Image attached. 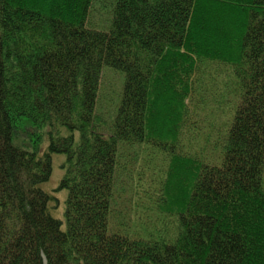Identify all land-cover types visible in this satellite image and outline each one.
<instances>
[{
    "label": "trees",
    "instance_id": "1",
    "mask_svg": "<svg viewBox=\"0 0 264 264\" xmlns=\"http://www.w3.org/2000/svg\"><path fill=\"white\" fill-rule=\"evenodd\" d=\"M224 76L197 164L181 137ZM154 149L163 188L118 213ZM0 264H264V0H0Z\"/></svg>",
    "mask_w": 264,
    "mask_h": 264
},
{
    "label": "rangeland",
    "instance_id": "2",
    "mask_svg": "<svg viewBox=\"0 0 264 264\" xmlns=\"http://www.w3.org/2000/svg\"><path fill=\"white\" fill-rule=\"evenodd\" d=\"M106 12L107 11L105 10H100V7L96 5L95 10L91 14V16L93 20L97 23L98 17L103 14H106ZM221 74H223V72ZM122 80V76L119 75L117 72H114L109 69L105 70L102 78V86H105V91L103 92V88H101V91L103 93H108L109 91V93L112 94L116 90L120 89L122 85ZM208 80L209 84H206L201 87V91L199 93L201 98L204 99L205 103L202 106L203 110L199 112H194V115L189 118V124H187V129L189 128V131L187 132V135H182L181 137L182 145H185L186 147V149H184L185 154L183 155L190 157L192 160L195 159L197 164H200V162L202 164L214 162L220 156L221 148L211 149V147H209V150H203L206 145H210V143H208L209 139H207L209 134L212 135V139L210 140L211 143L214 139L216 142L217 139L221 137L219 129L216 130V133H213L214 129L211 127L215 126L216 128H218L217 125L221 126V124L224 125V123L226 122V113L221 114L218 113V111H214L212 109L213 104L216 105L217 103L216 100H220V97L218 95H213V93L219 92V95L225 93L227 99H221V108L225 109L226 111H229V109L232 110L234 103L232 102L233 96L229 94L230 92H225V76L223 78L213 77L209 78ZM193 124L201 126L202 129L204 128V131L208 132L207 138L205 134H202L201 136L195 134L194 130L192 129V127H194ZM190 128L192 129V132L190 131ZM63 161V157L55 156L54 171L49 181L50 183L48 182L49 184L46 183L44 185L45 187L48 184L47 188L50 191H52L53 188H57V184L59 185L60 181L64 176V171L61 169ZM127 163V175L125 174L127 178L124 181V183H126V188L122 196L119 197L120 206L118 209V213H129L132 209L133 215L134 209L138 210L139 212L142 211L135 204V194L137 192L140 191L144 194L148 192L150 194H153L155 197V192H157L160 188H163V185H160L162 183L161 177L166 173V170H168V161L162 153L154 149L151 151L150 157L142 158L140 164L135 165V162L132 160V155H128ZM63 196V193L58 194V197L61 199V201ZM149 202L151 203V201ZM139 220L145 221V217H141ZM112 223L113 225H115V228H117V226L119 225V221L116 219L113 220ZM130 226L131 222L129 224L128 229H130ZM136 226L137 224H134L133 228H136ZM143 231L144 228L140 229V233ZM133 237H137V235Z\"/></svg>",
    "mask_w": 264,
    "mask_h": 264
}]
</instances>
